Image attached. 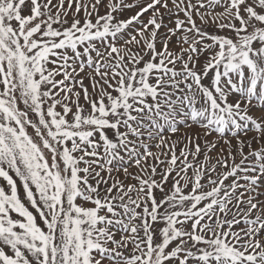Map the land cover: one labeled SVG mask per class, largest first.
<instances>
[{
  "label": "snow or ice",
  "instance_id": "snow-or-ice-1",
  "mask_svg": "<svg viewBox=\"0 0 264 264\" xmlns=\"http://www.w3.org/2000/svg\"><path fill=\"white\" fill-rule=\"evenodd\" d=\"M0 179V264H264V0H0Z\"/></svg>",
  "mask_w": 264,
  "mask_h": 264
},
{
  "label": "rangeland",
  "instance_id": "rangeland-1",
  "mask_svg": "<svg viewBox=\"0 0 264 264\" xmlns=\"http://www.w3.org/2000/svg\"><path fill=\"white\" fill-rule=\"evenodd\" d=\"M104 11H105L104 9H101V14H104ZM132 14H134V12H125L122 14V18H127L129 15H132ZM50 67H51V65H50ZM86 83H87V81H86ZM29 131H31V129H29ZM5 183L6 182H4L2 179H0V184H5Z\"/></svg>",
  "mask_w": 264,
  "mask_h": 264
}]
</instances>
